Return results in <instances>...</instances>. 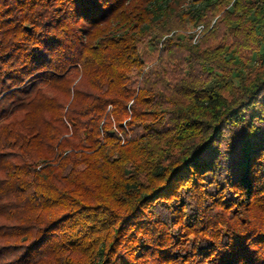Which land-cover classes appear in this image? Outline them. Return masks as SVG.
Listing matches in <instances>:
<instances>
[{
	"label": "trees",
	"instance_id": "16d2710c",
	"mask_svg": "<svg viewBox=\"0 0 264 264\" xmlns=\"http://www.w3.org/2000/svg\"><path fill=\"white\" fill-rule=\"evenodd\" d=\"M0 264H264V0H0Z\"/></svg>",
	"mask_w": 264,
	"mask_h": 264
},
{
	"label": "rangeland",
	"instance_id": "374dc122",
	"mask_svg": "<svg viewBox=\"0 0 264 264\" xmlns=\"http://www.w3.org/2000/svg\"><path fill=\"white\" fill-rule=\"evenodd\" d=\"M175 2L176 7H182L185 6L189 0H173ZM174 5V4H173ZM178 5V6H177ZM218 17V13L216 14V16L211 18L210 21V26L208 28V30L210 29V27L213 25V23L215 22V19ZM192 32V42L196 43L197 41H201V47L200 50H202L203 48H207L209 50L214 49L216 47H220L222 45V41H220V36H218V38H213L212 35L208 34L207 31H205V29H203L202 26H199L197 28L191 29ZM200 45V43H199ZM159 49V47H158ZM145 52L147 54H155L157 52V47L155 46V43H147L145 48H144ZM252 54H251V49L247 48L245 49L242 54H241V58L242 61L244 62V68L249 70L251 66H249V64H251L253 62V58H252ZM251 60V61H250Z\"/></svg>",
	"mask_w": 264,
	"mask_h": 264
}]
</instances>
